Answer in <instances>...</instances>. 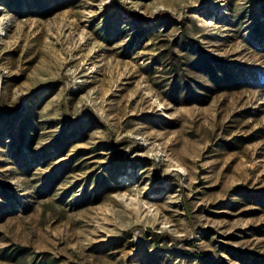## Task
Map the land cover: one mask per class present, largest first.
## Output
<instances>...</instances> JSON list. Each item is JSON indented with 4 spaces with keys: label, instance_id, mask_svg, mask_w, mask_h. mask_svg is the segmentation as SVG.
<instances>
[{
    "label": "rangeland",
    "instance_id": "374dc122",
    "mask_svg": "<svg viewBox=\"0 0 264 264\" xmlns=\"http://www.w3.org/2000/svg\"><path fill=\"white\" fill-rule=\"evenodd\" d=\"M0 264H264V0H0Z\"/></svg>",
    "mask_w": 264,
    "mask_h": 264
},
{
    "label": "trees",
    "instance_id": "16d2710c",
    "mask_svg": "<svg viewBox=\"0 0 264 264\" xmlns=\"http://www.w3.org/2000/svg\"><path fill=\"white\" fill-rule=\"evenodd\" d=\"M117 7L120 9V8H122V7H123V4H122V3H120V4H119ZM129 13H130V14L137 15V13H136V12H134V11H129ZM183 25H185V23H183Z\"/></svg>",
    "mask_w": 264,
    "mask_h": 264
}]
</instances>
